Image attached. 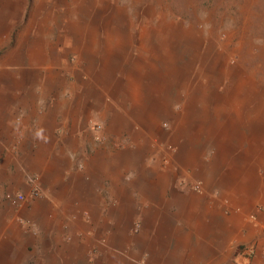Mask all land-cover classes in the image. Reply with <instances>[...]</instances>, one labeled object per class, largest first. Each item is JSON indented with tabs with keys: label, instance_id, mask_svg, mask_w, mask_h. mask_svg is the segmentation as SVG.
Returning <instances> with one entry per match:
<instances>
[{
	"label": "crops",
	"instance_id": "0c3cea01",
	"mask_svg": "<svg viewBox=\"0 0 264 264\" xmlns=\"http://www.w3.org/2000/svg\"><path fill=\"white\" fill-rule=\"evenodd\" d=\"M2 8L9 26L18 1ZM250 89L130 91L112 147L89 141L80 170L69 151L0 170V264H264V92Z\"/></svg>",
	"mask_w": 264,
	"mask_h": 264
},
{
	"label": "rangeland",
	"instance_id": "374dc122",
	"mask_svg": "<svg viewBox=\"0 0 264 264\" xmlns=\"http://www.w3.org/2000/svg\"><path fill=\"white\" fill-rule=\"evenodd\" d=\"M11 1L10 25L3 8L0 16V88L19 86L0 101L4 173L66 151L79 153L80 170L89 141L112 147L108 132L121 130L130 91L264 92V0ZM115 144L112 153L122 148Z\"/></svg>",
	"mask_w": 264,
	"mask_h": 264
},
{
	"label": "built area",
	"instance_id": "2783aa9c",
	"mask_svg": "<svg viewBox=\"0 0 264 264\" xmlns=\"http://www.w3.org/2000/svg\"><path fill=\"white\" fill-rule=\"evenodd\" d=\"M97 129H99L98 127H96ZM199 184L198 183H195V187H197ZM31 193H32V195L33 196H36V194L38 193V190L34 187V186H32L31 187ZM16 198L18 199V200H21V196L20 195H17L16 196ZM252 250L251 249H247L246 251H245V254L246 255H252Z\"/></svg>",
	"mask_w": 264,
	"mask_h": 264
}]
</instances>
